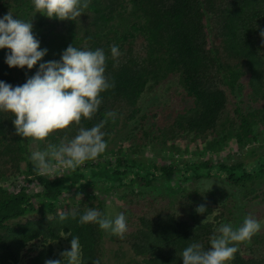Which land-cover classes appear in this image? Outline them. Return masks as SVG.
<instances>
[{"label": "trees", "instance_id": "trees-1", "mask_svg": "<svg viewBox=\"0 0 264 264\" xmlns=\"http://www.w3.org/2000/svg\"><path fill=\"white\" fill-rule=\"evenodd\" d=\"M10 11L32 20L48 49L41 62L59 61L70 45L103 49L114 87L91 120L43 141L16 135L12 114L0 112V264L62 260L72 236L82 264H183L182 250H206L221 224L264 221V0H90L75 21L35 13L31 0H0V17ZM8 51L0 80L22 85L39 64L10 68ZM102 119L107 148L97 159L37 173L30 151ZM90 207L124 213V238L80 224ZM237 246L228 264H264V228Z\"/></svg>", "mask_w": 264, "mask_h": 264}, {"label": "clouds", "instance_id": "clouds-1", "mask_svg": "<svg viewBox=\"0 0 264 264\" xmlns=\"http://www.w3.org/2000/svg\"><path fill=\"white\" fill-rule=\"evenodd\" d=\"M35 13L60 21H75L90 0H31ZM264 39V31L260 32ZM8 49L5 63L10 68L31 71L39 64L34 75L22 85L13 86L0 80V112L11 113L15 134L32 141H43L56 130L80 125L82 118L91 120L103 102L102 93L114 87L106 75L107 56L103 49H84L68 46L59 61H43L48 49L41 48L33 32L32 20L20 19L10 11L0 17V50ZM111 57L117 59L120 49L110 47ZM115 112L106 117L115 119ZM107 119L91 127L80 126L73 138L49 144L43 151H30V160L38 174H48L57 169L75 170L87 161H93L107 148L103 131ZM43 191V190H41ZM80 196L78 195V198ZM44 212V210H42ZM206 212L204 206L196 209ZM66 214H59L65 221ZM79 223L94 224L100 230L123 239L128 231L124 213L109 216L90 207L79 217ZM264 228V221L246 215L243 222L233 227L223 223L214 230L205 250L199 242H192L179 254L183 264H228L239 251L238 244L248 242ZM70 250L61 253L63 259H48L45 264H82L79 238L72 236ZM93 264H101L96 259Z\"/></svg>", "mask_w": 264, "mask_h": 264}, {"label": "rangeland", "instance_id": "rangeland-1", "mask_svg": "<svg viewBox=\"0 0 264 264\" xmlns=\"http://www.w3.org/2000/svg\"><path fill=\"white\" fill-rule=\"evenodd\" d=\"M161 93H162V92H161ZM165 93H166V92H165ZM149 98H156V99H158V96H157L156 93H155V94H146V95L143 96V100H144V101H147V99H149ZM148 104H149V102L144 103V105H148ZM166 157H168V156H166ZM169 158H171V157H169ZM174 159H175V160L180 159V160H177V161H182L181 159H183V158H182V157H178V156H176ZM205 185H207V187H208V186H210L211 184H210V182H209L208 184H205ZM58 247H60V246H58ZM65 247H66V248H63V252H64L66 249H68V244H67V243L65 244ZM108 247L110 248V250H111V248L116 249V246H115V245L108 244ZM60 248L62 249V247H60ZM69 248H70V246H69Z\"/></svg>", "mask_w": 264, "mask_h": 264}]
</instances>
